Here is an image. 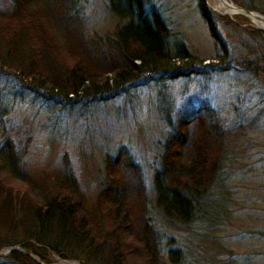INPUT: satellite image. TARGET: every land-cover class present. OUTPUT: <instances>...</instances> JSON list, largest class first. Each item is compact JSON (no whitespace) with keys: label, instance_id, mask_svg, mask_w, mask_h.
Returning <instances> with one entry per match:
<instances>
[{"label":"trees","instance_id":"1","mask_svg":"<svg viewBox=\"0 0 264 264\" xmlns=\"http://www.w3.org/2000/svg\"><path fill=\"white\" fill-rule=\"evenodd\" d=\"M79 1L12 0L10 13L0 15V68L9 66L21 80L30 81L34 91L64 103L110 96L147 75L208 76L231 69V63L261 77L264 86V33L228 24L202 0L198 12L216 47L212 63L206 64L187 51L183 36L163 20L159 0H107L118 25L105 37L83 32ZM233 4L264 15V0ZM229 31L236 42L227 36ZM233 110L236 116L226 120L202 104L184 115L181 130L166 139L152 174L154 206L165 227L202 230L213 238L231 212L246 206L234 195L244 189L240 183L247 169L238 150L252 123L247 124L237 106ZM19 156L8 137L0 141V195L12 194V188L3 185L11 180L28 187L29 201L33 195L38 199L25 216L30 226L19 233L29 240L22 249L43 263L47 261L41 247L58 260L80 264L187 262L178 250L167 249L162 255L161 233L148 213L141 171L125 151L105 158L107 181L91 210L84 209L72 177L38 188L20 169ZM12 223L13 231L22 227ZM13 244H1L0 251ZM0 264L37 263L11 251L0 256Z\"/></svg>","mask_w":264,"mask_h":264},{"label":"rangeland","instance_id":"2","mask_svg":"<svg viewBox=\"0 0 264 264\" xmlns=\"http://www.w3.org/2000/svg\"><path fill=\"white\" fill-rule=\"evenodd\" d=\"M227 1L233 4V0ZM198 2L159 0L163 20L183 36L187 51L204 60V64L212 63L216 47L200 17ZM202 2L208 11L232 26L263 32L250 19L220 15L209 6L210 0ZM12 3L0 0L2 17L10 13ZM79 10L82 30L88 36H110L118 25L108 10L107 0H80ZM232 35L227 32V36ZM232 40L236 42L235 34ZM230 65L231 69L208 76L181 74L185 69L176 66L180 76L147 75L130 81L110 96L82 98L76 103L46 99L40 91H34L30 81L21 80L5 66L0 68V141L10 139L20 154V169L36 187L72 177L85 210L94 207L96 195L107 181L105 158L125 151L141 171L148 213L160 230L164 257L168 249L178 250L179 255L186 257L184 264H264V86L261 77ZM202 104L226 120L236 116L233 109L237 106L247 124L252 123L247 125L243 139L239 138L243 145L238 152L247 174L240 183L243 191L240 188L234 195L246 206L231 212L213 238L204 236L202 230L165 227L154 206L152 190V174L166 139L181 130L179 123L184 115ZM3 185L11 187L12 194L0 195V245L15 243L12 248L17 253L37 264H46L22 249L21 245L29 240L19 233L21 228L30 226L25 216L36 207L38 199L33 195L29 201L31 192L23 183L5 180ZM253 201L257 203L255 208L251 206ZM7 214L10 217L5 219ZM14 221V226L22 227L13 231ZM40 249L47 264H80L78 260H57L55 255Z\"/></svg>","mask_w":264,"mask_h":264},{"label":"bare ground","instance_id":"3","mask_svg":"<svg viewBox=\"0 0 264 264\" xmlns=\"http://www.w3.org/2000/svg\"><path fill=\"white\" fill-rule=\"evenodd\" d=\"M210 7L217 13H219L220 15H226V16H239L240 15V11L236 10L233 5L228 2L227 0H210L209 3ZM250 20L258 25L261 29L264 30V21L263 20H257L254 19L253 17H250ZM75 264V263H73Z\"/></svg>","mask_w":264,"mask_h":264},{"label":"water","instance_id":"4","mask_svg":"<svg viewBox=\"0 0 264 264\" xmlns=\"http://www.w3.org/2000/svg\"><path fill=\"white\" fill-rule=\"evenodd\" d=\"M231 4H232V3H231ZM232 5H233V7H234L236 10H238V11L241 12L239 16H242L244 19L249 20L250 17H253L254 19H257V20H263V21H264V16H262V15L256 13V12H252V11L246 10V9H244V8H241V7L236 6V5H234V4H232ZM252 24H253V23H252ZM259 29L262 30V31L264 32L263 29H261V28H259ZM11 251H16V250H15L14 248L10 247V248H8L7 250H5L3 253H0V256L6 255V254H8V253L11 252ZM29 257H30V256H29ZM76 264H77V263H76Z\"/></svg>","mask_w":264,"mask_h":264}]
</instances>
